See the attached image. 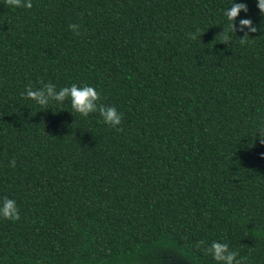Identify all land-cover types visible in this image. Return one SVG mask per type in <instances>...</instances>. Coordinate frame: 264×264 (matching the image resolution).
<instances>
[{
    "label": "trees",
    "instance_id": "obj_1",
    "mask_svg": "<svg viewBox=\"0 0 264 264\" xmlns=\"http://www.w3.org/2000/svg\"><path fill=\"white\" fill-rule=\"evenodd\" d=\"M49 83L120 124L25 95ZM261 141L257 0H0V264H264Z\"/></svg>",
    "mask_w": 264,
    "mask_h": 264
},
{
    "label": "clouds",
    "instance_id": "obj_2",
    "mask_svg": "<svg viewBox=\"0 0 264 264\" xmlns=\"http://www.w3.org/2000/svg\"><path fill=\"white\" fill-rule=\"evenodd\" d=\"M6 3L12 7H24L30 9L32 7V0H6ZM242 4H233V6L226 10V17L231 22L230 28L233 30V18L237 16L238 11L241 10ZM257 7L259 10H264V0H257ZM239 24L243 27H248L250 21L248 19H242ZM69 28L76 31L79 25L70 24ZM250 31L254 29L250 28ZM25 95L34 100L38 105L45 106L50 102L55 101L57 103L63 102L66 97L70 98L71 107L75 112L81 116H87L90 112L100 113L105 124L115 127L121 122V114L116 111L114 107L97 106L95 103L98 99V93L96 90L89 85L77 86L72 84L70 86L61 87L56 90L54 84H45L41 89L32 90L31 88L25 89ZM264 142V141H261ZM10 166H15V161L10 162ZM0 218L7 220H18L19 211L18 207L13 199L4 197L0 199ZM210 253L212 258L223 264H240L239 260L236 259V253L228 250L226 243H219L213 241L208 249L205 250Z\"/></svg>",
    "mask_w": 264,
    "mask_h": 264
}]
</instances>
